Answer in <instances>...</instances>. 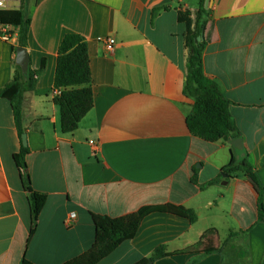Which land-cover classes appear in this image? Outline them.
Wrapping results in <instances>:
<instances>
[{
  "label": "crops",
  "instance_id": "obj_1",
  "mask_svg": "<svg viewBox=\"0 0 264 264\" xmlns=\"http://www.w3.org/2000/svg\"><path fill=\"white\" fill-rule=\"evenodd\" d=\"M200 2L21 1L31 19L29 67L39 72L24 102L27 171L47 201L30 237L16 163L22 138L11 103L0 98V264H64L94 245L93 215L142 209L136 236L99 264H137L158 251L152 264H264L259 193L246 173H223L240 150L194 136L186 122L194 99L185 93L189 52L179 12L195 21ZM208 9L204 71L227 99L264 188V0H211ZM68 34L86 40L94 107L66 134L53 91ZM17 45L18 34L0 38V89L13 78ZM208 247L220 252L206 254Z\"/></svg>",
  "mask_w": 264,
  "mask_h": 264
},
{
  "label": "trees",
  "instance_id": "obj_2",
  "mask_svg": "<svg viewBox=\"0 0 264 264\" xmlns=\"http://www.w3.org/2000/svg\"><path fill=\"white\" fill-rule=\"evenodd\" d=\"M201 9L197 19L193 21L189 11L179 12L180 23L185 24V41L188 48V74L185 93L194 99L192 112L186 122L189 131L196 137L206 141L223 140L231 142L240 138V133L229 112V103L219 91L216 82L211 80L204 71V51L211 39V27L208 30L210 9H205V0L200 2ZM0 24L12 26L18 34V47L27 48L31 19L23 8L0 10ZM203 36V40L198 38ZM39 72L30 67L24 71L16 63L12 80L0 89V98L7 99L13 109L14 118L20 138L26 133L25 127V95L35 89ZM53 102L60 110L61 131L74 133L81 121L94 107V92L88 46L83 36L68 34L63 39L58 50V62L53 91ZM29 148L22 146L16 155V163L22 171L24 189L28 193L31 214L30 237L36 232L39 217L44 208L47 195L37 192L32 187L28 173L26 156ZM249 154L244 149L239 151L238 159L232 158L231 163L223 169V173L232 176L244 172L259 193L258 220L264 222V188L249 162ZM146 209L121 216L93 215L96 228V238L92 248L64 264H99L112 254L121 244L133 239L142 223ZM190 219L196 220L191 211H184ZM220 252L215 247L205 249L206 254ZM163 255V254H162ZM160 256L159 251L151 258L143 259L137 264H152ZM22 264H33L24 260Z\"/></svg>",
  "mask_w": 264,
  "mask_h": 264
},
{
  "label": "water",
  "instance_id": "obj_3",
  "mask_svg": "<svg viewBox=\"0 0 264 264\" xmlns=\"http://www.w3.org/2000/svg\"><path fill=\"white\" fill-rule=\"evenodd\" d=\"M211 3V0H205V8H209V4ZM199 41L203 40V36H200L198 38ZM29 62H30V56L26 48L24 47H18L16 52V63L21 66V68L24 71H27L29 69ZM22 143L24 147H28V134L24 133L22 135ZM231 145H233L236 149H239L242 151L244 149L243 146V140L241 138L234 139L231 142Z\"/></svg>",
  "mask_w": 264,
  "mask_h": 264
},
{
  "label": "built area",
  "instance_id": "obj_4",
  "mask_svg": "<svg viewBox=\"0 0 264 264\" xmlns=\"http://www.w3.org/2000/svg\"><path fill=\"white\" fill-rule=\"evenodd\" d=\"M11 1L12 0H0V10L9 9V5ZM7 27L0 29V38H2L5 41H12L17 35L15 33V28L13 27V29H7ZM90 144L95 148L96 151L98 150V145H96L93 141H91ZM75 218H76V214L72 213L70 215L71 223L74 221Z\"/></svg>",
  "mask_w": 264,
  "mask_h": 264
},
{
  "label": "rangeland",
  "instance_id": "obj_5",
  "mask_svg": "<svg viewBox=\"0 0 264 264\" xmlns=\"http://www.w3.org/2000/svg\"><path fill=\"white\" fill-rule=\"evenodd\" d=\"M21 1H23V0H15V1H12L11 3H10V5H9V9L11 8H15V9H17V8H19L20 7V5H21Z\"/></svg>",
  "mask_w": 264,
  "mask_h": 264
}]
</instances>
